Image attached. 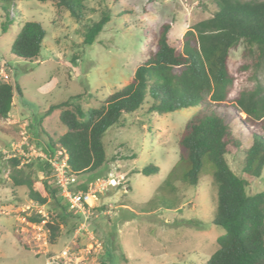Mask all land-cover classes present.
Masks as SVG:
<instances>
[{
    "label": "rangeland",
    "instance_id": "1",
    "mask_svg": "<svg viewBox=\"0 0 264 264\" xmlns=\"http://www.w3.org/2000/svg\"><path fill=\"white\" fill-rule=\"evenodd\" d=\"M85 4V15L78 20L51 0H16L10 14L19 16L6 32L1 25L7 12L0 7V81L21 86V92L15 90L8 117L0 118V264H48L49 257L68 246L83 256L75 264H205L224 233L213 222L217 205L213 166L205 162L198 185L183 181L182 168L166 182L179 158L178 141L186 121L197 107L158 113L149 109L152 100L147 98L136 112H125L122 124L109 127L103 137L108 161L95 173L78 175L76 185L99 178H111L112 183L89 201L95 214L85 225L81 210L65 202L73 214L54 242L45 222L55 215L56 203L50 198L45 204L34 202L27 185L15 184V179H32L35 188L48 195L45 180L53 186L55 180L44 154L59 150L50 143H57L67 128L59 120V108L47 110L64 100L79 101L85 108L99 106L129 83L139 60L136 27L157 31L169 24V36L176 41L216 9L211 0H86ZM107 8L112 10L111 20L92 45L85 44L84 25L98 20ZM26 20H36L46 30L36 60L20 59L11 51L18 21ZM235 73L231 97L257 84L264 93V66L254 74L242 68ZM210 104L207 98L203 106ZM245 116L241 113L235 120L243 149L251 144L253 129L242 122ZM228 159L239 171L242 155ZM149 163L160 171L142 173ZM40 214L42 221L30 219ZM74 224L78 226L72 231ZM62 261L57 258L54 264Z\"/></svg>",
    "mask_w": 264,
    "mask_h": 264
},
{
    "label": "trees",
    "instance_id": "2",
    "mask_svg": "<svg viewBox=\"0 0 264 264\" xmlns=\"http://www.w3.org/2000/svg\"><path fill=\"white\" fill-rule=\"evenodd\" d=\"M51 1L78 20L87 9L86 0ZM211 1L216 5L213 14L197 21L183 39L171 40L169 24L157 31L136 27L141 43L130 82L111 92L99 106L85 108L71 100L52 104L46 113L59 108V120L67 131L50 146L67 155L72 174L95 173L108 161L104 134L112 125L122 124L125 112H136L147 98L152 100L149 109L158 113L197 107L186 121L178 141L179 158L166 182L182 168L183 181L188 186L198 185L205 162L211 163L217 187L213 222L223 227L224 233L217 238L218 248L205 264H264V93L257 84L231 97L236 70L254 74L264 66V0ZM15 5L16 0H0V7L7 12V21L1 25L4 32L19 16L10 14ZM111 16L112 10L107 8L98 20L86 23L83 42L92 45ZM17 28L11 41L12 53L23 60L38 59L46 35L42 24L18 21ZM15 90L21 92L19 83L0 81V118L8 117ZM207 98L211 102L208 107L203 106ZM241 113L246 114L241 117L244 125L253 128L252 142L245 149L235 128ZM230 155H242L239 171L232 168ZM45 164L50 170V163ZM159 171L154 163L141 169L146 175ZM53 177L54 186L45 180L48 195L35 188L32 179H15L16 185L28 186V196L34 202L45 204L50 198L56 203L55 215L45 222L51 242L61 235L73 214L67 210L65 202L69 201ZM88 185L83 182L75 187L86 190ZM30 219L40 222L45 218L40 214ZM77 226L74 224L71 230Z\"/></svg>",
    "mask_w": 264,
    "mask_h": 264
},
{
    "label": "built area",
    "instance_id": "3",
    "mask_svg": "<svg viewBox=\"0 0 264 264\" xmlns=\"http://www.w3.org/2000/svg\"><path fill=\"white\" fill-rule=\"evenodd\" d=\"M44 158L50 163L57 184L62 189V194L72 206L81 210L85 225L86 221L95 214L92 205H89V201L95 198L99 192L106 190L112 183V179L99 178L90 182L88 189L75 190L74 187L78 183V176L70 172L67 155H63L61 150H57L53 155L44 154ZM89 251L91 250L89 249ZM82 257L73 251L72 247L68 246L62 249L59 255L49 257L48 264H54L57 258L62 259L67 264H75L82 260L80 259Z\"/></svg>",
    "mask_w": 264,
    "mask_h": 264
}]
</instances>
